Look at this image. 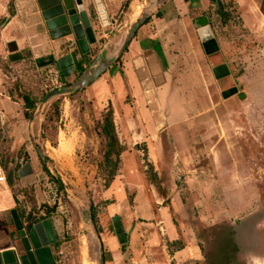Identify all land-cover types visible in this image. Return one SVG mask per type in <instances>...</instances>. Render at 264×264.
<instances>
[{"label": "rangeland", "instance_id": "rangeland-1", "mask_svg": "<svg viewBox=\"0 0 264 264\" xmlns=\"http://www.w3.org/2000/svg\"><path fill=\"white\" fill-rule=\"evenodd\" d=\"M151 1L127 0L121 19ZM162 1L148 31L157 34L166 73L136 69L128 77L127 48L96 82L43 102L106 47L116 52L130 24L105 35L97 22L87 57L75 39L55 40L56 53L38 36L45 20L37 0H0L1 175L18 184L20 169L34 163L30 182L15 187L18 208L59 222L66 264H98L101 244L105 264L114 252L119 264H264V0ZM204 16L220 46L213 55L195 24ZM14 39L18 58L9 50ZM33 44L37 52L26 47ZM67 53L76 62L71 76L56 65ZM38 58L53 63L40 66ZM222 63L231 72L216 78ZM115 107L124 149L117 167L107 164L102 132ZM117 215L127 234L137 225L133 244L119 242Z\"/></svg>", "mask_w": 264, "mask_h": 264}, {"label": "water", "instance_id": "water-1", "mask_svg": "<svg viewBox=\"0 0 264 264\" xmlns=\"http://www.w3.org/2000/svg\"><path fill=\"white\" fill-rule=\"evenodd\" d=\"M42 11L45 25L52 39L57 40L68 36H73L84 57L91 52L92 45L98 41L97 34L94 30L91 17L85 8V0H37ZM162 0H152L143 9L141 14L134 18L130 25L124 40L119 44L116 52L108 47L100 52L91 64L83 71L81 76L72 84L62 88L55 89L43 98L47 102L52 97L69 93L78 89H83L96 82L110 66L122 56L129 47L138 30L147 22L153 14V8L156 4L161 5ZM98 14L108 24V14L103 7L101 0H96ZM195 24L200 28H208L209 19L207 16L195 19ZM210 31V29H208ZM202 35V34H201ZM203 46L208 55L219 52L220 46L215 37L210 34L203 37ZM53 60L46 61L42 58L37 59L40 66L52 64ZM75 58L71 53L61 56L56 60L59 70L63 71L65 76H71L75 70ZM216 78H223L230 74L227 63H222L213 67ZM236 87L230 88L223 92L224 97L236 93ZM241 98H246V93L240 94ZM42 156V152L40 151ZM31 168L28 163L19 172L20 175L30 173ZM15 230L12 238L18 242L14 249L0 253V264H56L52 254L51 245L56 242L54 227L51 219L39 220L33 217L30 222H25L16 212L13 211ZM113 224L119 242L125 244L129 242L127 234L120 215L113 217ZM97 233V232H96ZM104 246L101 244L98 248V264H105Z\"/></svg>", "mask_w": 264, "mask_h": 264}, {"label": "crops", "instance_id": "crops-1", "mask_svg": "<svg viewBox=\"0 0 264 264\" xmlns=\"http://www.w3.org/2000/svg\"><path fill=\"white\" fill-rule=\"evenodd\" d=\"M126 1L127 0H101V2L103 3V7L105 8L108 14V21H109L108 24H104V21L100 18L99 15H97L98 9H96V6H97L96 0H85V8L91 17L92 24H93V27L96 33H97V24H96L97 22L99 23V27L103 28L105 35H108V33H114L115 31H123V30L125 31L127 25L129 26V24L131 25L133 23L134 21V18H132L133 11L132 13L125 12V15H123V18L121 19L122 13H124L122 8ZM158 18L159 20L164 19L163 16L161 17L158 16ZM23 25H27V24L23 23ZM150 25L151 23L148 21L138 30V32L136 33L135 37L133 38V40L131 41L128 47L129 50L125 54L126 58L129 60V61H126L128 68H125V71L126 73L129 72L128 77L130 78L134 76L135 74L134 71H136V69H140L139 70L140 75L143 74L144 72H146L148 75V73H152L153 71H157V70L158 71L163 70V72L166 73V71H164L166 69L165 65L161 62L163 59L162 58L163 56H160L155 50L157 47L154 42L156 41L157 34L156 35L151 34L148 31L149 30L148 28ZM11 26L13 27V22H10L8 28H10ZM29 33L32 34L33 31L31 33V30H30ZM38 36L44 42V44L46 45V48H53V50L56 51L57 53L61 45V42L55 41L54 39L50 37L49 31L46 25H45L44 30H42V32L39 33ZM30 37L32 38V35H30ZM64 39H74V37L73 36H70V38L64 37ZM9 46H10L9 47L10 54H12L13 57L18 58V55H19L18 53H21V49H22L21 42L18 41L17 39L10 40ZM26 47H30L31 50L34 52L38 51L34 49L36 47L34 44L26 45ZM52 51H50V53L55 55V52H52ZM46 61H49V60H46ZM118 113H120V110L116 107L115 109L113 108V115L118 114ZM126 128L127 130L129 129L128 125H126ZM29 164L31 168L30 173L25 174V175H20L19 173L20 180L18 181V184H16V182L10 176H7L6 174H4V180H0V253H3L8 250H12L14 249L15 245H18V242L14 241V239L12 238L13 232L15 230L14 216H13L14 210H16L17 214L25 222H30L33 217H37V216L30 214L31 212L29 211L24 213L22 209L18 208V199H20V197L18 195V191H16L15 189L16 186L26 185V183L30 182L29 177L30 175L34 174V168H33L34 163L29 162ZM1 173L3 172L0 170V175ZM37 218L39 220H46V219L52 220L53 227H54V233L56 236V242L51 245L52 254L56 260V264H66V261L64 262V257L61 256L63 252L62 250L63 248H60L58 244L60 240V235H61V231L59 230L60 227L58 224L59 222H57V220L51 216L41 218V219L39 217ZM136 226L134 228V232L132 233V235L131 233H128L130 234L129 239H131L132 244L134 243L133 239L136 237L137 232H138ZM112 249H113L112 246H110L109 251ZM179 253L180 251H177L175 253L176 257H178ZM107 254L108 253L106 251V255ZM119 262L121 263V256L117 252L112 253L110 259L106 258V264H119Z\"/></svg>", "mask_w": 264, "mask_h": 264}, {"label": "trees", "instance_id": "trees-1", "mask_svg": "<svg viewBox=\"0 0 264 264\" xmlns=\"http://www.w3.org/2000/svg\"><path fill=\"white\" fill-rule=\"evenodd\" d=\"M157 16L161 17V11H158ZM149 21V20H148ZM147 21V22H148ZM24 100L27 103V105H29L28 107H31V105L33 104V102L31 101V99L27 96H24ZM26 116L28 117V113H26ZM102 132L104 133V136H106L109 139L108 142V150L106 151V160H107V164L110 165H114V167L118 166V162L120 159V155L123 152V146L121 145L119 136H118V132L116 129V125H115V121H114V115H113V110H109L107 112V115L105 116L104 119V124L102 127ZM117 148L116 153H117V159L115 162H113L112 160V154L114 149ZM46 171L49 173V168L46 166L45 167ZM118 169V168H117ZM117 169L114 168V170L116 171ZM110 176L114 177L115 176V172H110ZM59 183H61V186H63V182L61 180H59Z\"/></svg>", "mask_w": 264, "mask_h": 264}, {"label": "bare ground", "instance_id": "bare-ground-1", "mask_svg": "<svg viewBox=\"0 0 264 264\" xmlns=\"http://www.w3.org/2000/svg\"><path fill=\"white\" fill-rule=\"evenodd\" d=\"M142 11H143V9L141 10V12H142ZM141 12H140V14H141ZM140 14H139V15H140ZM139 15H138V16H139ZM138 16L136 15V16H134V18H135V17H138ZM201 34H202L203 37H206V36H208V35L210 34V31L208 30V28H205V29L202 28V29H201Z\"/></svg>", "mask_w": 264, "mask_h": 264}, {"label": "built area", "instance_id": "built-area-1", "mask_svg": "<svg viewBox=\"0 0 264 264\" xmlns=\"http://www.w3.org/2000/svg\"><path fill=\"white\" fill-rule=\"evenodd\" d=\"M0 180H4V176L3 175H0Z\"/></svg>", "mask_w": 264, "mask_h": 264}, {"label": "flooded vegetation", "instance_id": "flooded-vegetation-1", "mask_svg": "<svg viewBox=\"0 0 264 264\" xmlns=\"http://www.w3.org/2000/svg\"><path fill=\"white\" fill-rule=\"evenodd\" d=\"M52 60V59H51ZM50 61V60H49Z\"/></svg>", "mask_w": 264, "mask_h": 264}]
</instances>
